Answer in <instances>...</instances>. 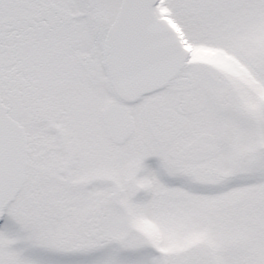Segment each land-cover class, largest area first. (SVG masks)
<instances>
[{
	"label": "snow or ice",
	"instance_id": "1",
	"mask_svg": "<svg viewBox=\"0 0 264 264\" xmlns=\"http://www.w3.org/2000/svg\"><path fill=\"white\" fill-rule=\"evenodd\" d=\"M0 264H264V0H0Z\"/></svg>",
	"mask_w": 264,
	"mask_h": 264
}]
</instances>
